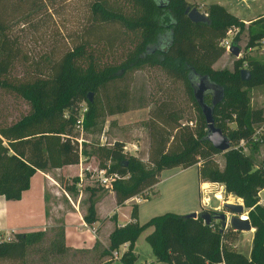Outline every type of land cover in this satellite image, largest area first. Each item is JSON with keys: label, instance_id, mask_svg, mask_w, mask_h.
Listing matches in <instances>:
<instances>
[{"label": "trees", "instance_id": "obj_1", "mask_svg": "<svg viewBox=\"0 0 264 264\" xmlns=\"http://www.w3.org/2000/svg\"><path fill=\"white\" fill-rule=\"evenodd\" d=\"M47 2H0V88L11 89L29 104V110L20 118L10 122L0 119V195L20 199L23 191L30 188L31 177L37 170L79 163L76 121L82 102L86 100L89 106L84 116L86 129L96 124L102 108L109 114L131 108L126 90L115 94L116 100L104 102L101 108L98 100L89 101V92L102 93L123 78L128 69L158 67L169 80L183 83L198 113L196 123L192 117L181 120L180 114L185 110L175 93L177 88L161 84V98L156 99L148 121L150 169H145L138 156L123 151L122 140L99 145L91 153L84 142L83 154L97 155L101 167H107L111 161L109 171L129 174L113 182L118 204L144 194L161 180L165 168L198 165L200 182L222 183L227 193L243 198L255 228L251 251L245 254L233 244L236 230L231 226L224 227L221 219L213 223L220 213L215 208H204L211 216L210 223L201 216L174 211L153 215L140 223L139 205L134 203L131 219L115 227L103 254L111 255L113 261V250L129 242L120 260L123 264H134L138 258L135 242L144 230L153 227L146 240L157 260L169 264H264V202H260V191L264 188V126L257 131L264 124V107L253 106L250 93L252 87L264 85V60L244 55L234 60L232 69L214 67L226 52L222 42L229 31L237 30L232 42L238 43L237 39L247 28L245 47H262L264 15L246 25L222 4L211 3L205 10L209 21L196 22L186 13L188 5L195 6L188 0H94L91 5L94 24L88 28L87 35L105 37L110 46L118 38L126 51L121 62H103L93 46L98 41L87 37L52 61L48 70L39 71L33 78H12L11 69L20 53L18 40L10 33L12 23ZM107 24H112L113 31L106 32ZM245 62L252 74L249 80H243L240 74ZM196 76H208L224 88V98L214 107V118L232 142V148L227 151L218 150L207 138L208 123L191 82ZM206 101L211 103V95ZM241 139L247 140L248 152L239 145ZM260 151L262 160L257 156ZM220 153L224 157L223 167L215 158ZM78 182L79 176L74 177V183L67 189L73 190ZM98 192L92 187L84 214L88 223L97 220ZM53 228L58 230V235L50 239L46 230L39 229L22 230L0 240V261L24 263L30 251L47 239L52 251L64 253L72 249L65 243L64 226Z\"/></svg>", "mask_w": 264, "mask_h": 264}, {"label": "rangeland", "instance_id": "obj_2", "mask_svg": "<svg viewBox=\"0 0 264 264\" xmlns=\"http://www.w3.org/2000/svg\"><path fill=\"white\" fill-rule=\"evenodd\" d=\"M5 1L6 0H0L1 3ZM93 1L94 0H48V6L44 3L29 10L18 19H15L12 23L10 33L13 37L17 38L20 45V53L11 69L10 75L12 78H33L39 71L48 70L52 61L59 58L71 46L87 37L92 38L94 42L98 41L97 43H93V46L95 48V53L100 55L103 62H121L125 58L126 51L125 46L118 41V38L115 40L114 45L110 46L105 37L98 38L92 34H89V36L87 35L88 28L94 24V15L91 10ZM211 1L216 2L218 0ZM230 2L234 12L245 17L260 13L264 7V0H250L247 2L230 0ZM263 15L264 13L259 17ZM104 28L106 32L113 31L112 24H107ZM101 30L102 29H100V31ZM105 30L103 32H105ZM236 32L237 30L235 29L228 32V37L231 41L235 39ZM237 40L239 41L238 44L242 47L241 56L247 55L253 59L257 58L264 60L263 42L260 48L245 47L248 40L247 28L241 33ZM226 52L227 54L220 61V66L232 68L234 60L238 57L227 49ZM243 64L244 67H247L246 62ZM215 66L219 65L215 64ZM161 84L163 86L167 84L168 88H177L175 93L185 110L180 114L181 120L186 121L189 117H192L194 123H196L198 115L197 110L185 93L184 85L181 81L169 80L158 67L149 65L135 67L128 69L123 78L117 79L102 91V93H95L93 95L94 99L98 100L99 107L101 108L104 106V102H110L112 99L115 101V94L121 90H126L129 96L128 104L131 108L127 111L115 114H109L105 108H102L103 112L96 120V124L89 129L85 127L84 138L86 139L85 142L88 144L86 146L87 151L91 153L92 150L101 145V135L105 132L107 142L111 144L116 140H122L124 144H128L129 146H131V143H136L140 148L137 151V156L145 165V169H150L152 163L149 160L150 137L148 121L150 110L156 105V99L161 98ZM250 93L252 105L264 107V85L252 87ZM88 107V102L86 100L83 101L81 108H87L88 110ZM81 108L78 113L79 116L84 110ZM28 110L29 104L26 100L11 89L0 88L1 120L7 122L16 120ZM83 156L85 165L88 164L89 166L91 164L95 166L99 163V157L97 155L88 157L86 154H83ZM257 156L262 160L263 152L260 151L257 153ZM215 158L219 165L223 167V155L221 153L216 154ZM197 166L192 165L185 169L180 167L165 168L161 173L160 184L155 189L157 191L150 187L143 194V197H148V202H144L141 205V215H139L140 223H145L153 215L165 211L183 213L186 209L195 204L198 205L201 210H204L206 207L214 208V206L219 204L220 208L217 210L230 215L229 209L224 206L222 200H224V202L244 203L242 197L234 193H227L224 184L219 182H215V184L206 182L209 183L207 187L209 191H211L209 192L211 201L210 205L201 206V193L198 191L197 184ZM86 172L88 177L82 182L81 187L83 195H81L77 184L73 190L67 189L68 186L74 183V177L80 175V167L79 169L75 167L73 171L61 172L60 175L57 176V182L50 178L54 184L59 185L61 194L59 196L57 195V198L59 201H64V207L69 206L74 208L73 203H75L86 212L90 203L89 198L92 187L98 188V186H100L96 178L91 177L89 171ZM65 189L69 196L65 193ZM149 190H151L150 193ZM220 194L223 197L222 200L217 198ZM260 196L264 200V188L261 190ZM112 204L113 201L111 196H108L104 201V206L108 208ZM129 206L130 204L125 206L123 211L126 212ZM37 207L36 205V208ZM64 209L66 210L67 207ZM113 215L116 216V213ZM219 220L220 219H214L213 223ZM229 226L230 225H228V227ZM150 230L151 228H148L140 235L139 249L142 250V258L149 257L150 259L148 250H151V245L145 238V235L150 232ZM46 232L48 233L47 237L49 239L58 235V230H55L53 226L48 227ZM234 232L233 244L239 242L237 248L245 254H248L251 250L252 242H250V237H252L253 233L250 231L237 230ZM49 239L33 248L24 263L18 261H0V264H99V261L95 258L96 255L88 253L86 249H79L78 251L67 249L64 253H60L56 250L52 251ZM110 264L123 263L120 260H114Z\"/></svg>", "mask_w": 264, "mask_h": 264}, {"label": "crops", "instance_id": "obj_3", "mask_svg": "<svg viewBox=\"0 0 264 264\" xmlns=\"http://www.w3.org/2000/svg\"><path fill=\"white\" fill-rule=\"evenodd\" d=\"M188 1L192 4H195V6H197L202 11H205L211 3L222 4L226 9L243 19L247 24L264 13L263 7L260 13H256L248 17L239 15V13L234 12V9H232L233 7L230 0H218L216 2L211 0ZM241 1L247 2L250 0ZM262 42L264 43V39L262 40ZM226 54L227 52H225L224 55L214 63L215 68H225L223 66H220V61ZM215 64H218L219 66H215ZM83 164L85 163L83 162ZM75 167H78L79 169L80 164H68L62 167L52 168L47 171H43L40 169L37 170L36 173L31 177L30 188L23 191L22 197L20 199H6L5 196L0 195V240L8 239L9 237H12L14 233L22 230H46L51 226L54 227L57 225H63L65 231V243L66 245L71 246L74 251H78L79 249H86L88 253H93L96 255L95 258L99 261V264H110L114 260H120V258H114V260L111 261V255H104L103 249L109 246L110 234L115 229V227L117 225H124L131 219L132 205L134 203H138L139 215H141V205L144 202H148V197L139 200L136 196H134L127 199L123 204H118L114 190L102 196L101 192L106 186H98L99 188L97 189L99 191L98 194L100 198L95 204L97 220L93 223H88L84 219V214L86 212L81 209L80 206H77V204L73 203L74 208L66 206L67 209H64L66 208L64 207V201H59V199L57 198V195L59 196L61 194L59 185H56L52 182V180H56L57 182V176H59L61 172L64 173L67 171H73L75 170ZM197 181L198 191L199 193H201L200 186L202 182H200L199 179H197ZM210 183L215 184V182ZM159 184L160 181L154 184L152 186V189L155 190ZM151 190H149V193ZM80 193L81 195H83V191H81ZM108 196H111L113 204L107 208L106 206H104V201ZM222 202L224 203V200H222ZM260 202H264V200L261 198ZM128 204H130V206L128 207L127 211H123V208ZM36 205L38 206L37 208ZM200 205L203 206L201 195ZM217 206H219V204L214 207ZM202 210L199 209L198 205L195 204L192 207L186 209L183 213L187 214L193 211L200 212ZM114 213H116V216L113 215ZM84 222L86 224H84ZM149 228H151V230L153 229V227ZM254 230L255 228L249 231L251 233H254ZM140 237L141 236H139V238L135 242L134 251L137 253L138 258L134 264H169L166 261L157 260L152 247L151 250H148L150 259L149 257L142 258V250L139 249ZM250 238V242H252L253 235ZM238 244L239 242L235 245L238 247ZM125 245L128 248L129 242L124 243L120 246V251L122 253L127 249ZM248 254H250V252Z\"/></svg>", "mask_w": 264, "mask_h": 264}, {"label": "water", "instance_id": "obj_4", "mask_svg": "<svg viewBox=\"0 0 264 264\" xmlns=\"http://www.w3.org/2000/svg\"><path fill=\"white\" fill-rule=\"evenodd\" d=\"M186 13L193 21L207 22L209 21V16L206 11L200 10L197 6L188 5L186 8ZM229 52L233 53L237 57L242 54V47L236 42H232L229 47ZM241 78L243 80H249L252 77L251 71L247 67H242L240 69ZM192 86L194 90V96L202 108L205 115L206 121L208 123V134L207 138L212 142V144L220 151H227L232 148V142L229 137L223 132V130L216 125L214 118V107L224 98V88L219 84L212 81L208 76H196L192 79ZM94 92H89V101H93ZM211 95V103L206 101V97ZM113 187L111 185H106L102 190V196L106 195L108 192L112 191ZM224 206L229 209L230 215L227 213L220 212L218 218L222 220V225H230L234 230L237 231H249L254 227L250 218H242L241 214L245 212L246 206L244 203L239 202H224ZM191 216H201L210 223L211 216L208 211L202 210L200 212L193 211L187 213Z\"/></svg>", "mask_w": 264, "mask_h": 264}, {"label": "built area", "instance_id": "obj_5", "mask_svg": "<svg viewBox=\"0 0 264 264\" xmlns=\"http://www.w3.org/2000/svg\"><path fill=\"white\" fill-rule=\"evenodd\" d=\"M231 43H232V41L229 39L228 35H227V37L224 38V40L222 42V44L226 47L227 50H229ZM81 109H84V110L76 121V130H77V132H79V136L77 137V139L79 142L80 153H81L80 162H79V164H80V175H79V182L77 183V185L80 189V192L82 190V188H81L82 182L85 180L86 177H88V174L86 171H89L91 173V177L96 178V181H98L100 186H106V185H111V184L113 185V182H115L116 180L124 179V178H127L129 176V174H122L119 171H109V167H110L109 165H110L111 161H109V163H108L109 165L107 167H101L99 165V163L95 166H93L91 164L89 166H88V164H86V165L83 164V162H84L83 143L86 141V139L84 138V131H85L84 116H85V112H86L87 108H81ZM191 124H192V122H191ZM263 126H264V124L260 125V127L257 129V131L261 130L263 128ZM101 140H102L101 145H110L111 144V143L107 142V136H106L105 132H103V134L101 135ZM246 143H247V140L241 139L239 145L242 146L244 148V150L247 151L248 148L246 146ZM139 149L140 148L136 143H131V146H129L128 144H124V146H123V151L129 155H136L137 156V151ZM200 190H201V201H202L203 206L210 205L211 196L209 195L210 194L209 192H211V191H209L208 187L204 186V182L201 183ZM64 191L69 196L66 189ZM146 191L147 190H145V192ZM215 196H216V193H215ZM137 198L139 200H141L145 197H143V194H140V195H137ZM214 208L219 209L220 207L217 206ZM241 216H242V218H249L248 211L245 210V212H243L241 214ZM84 224H86V223L84 222ZM125 243H127V242H125ZM125 247L127 248L126 245H125ZM112 254H113L114 258H121L122 252L120 251V247L117 249H114Z\"/></svg>", "mask_w": 264, "mask_h": 264}, {"label": "bare ground", "instance_id": "obj_6", "mask_svg": "<svg viewBox=\"0 0 264 264\" xmlns=\"http://www.w3.org/2000/svg\"><path fill=\"white\" fill-rule=\"evenodd\" d=\"M204 186L207 187V186H208V183L205 182V183H204ZM217 198H219V199H223V197L221 196V194H220L219 196H217Z\"/></svg>", "mask_w": 264, "mask_h": 264}]
</instances>
